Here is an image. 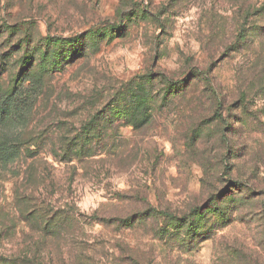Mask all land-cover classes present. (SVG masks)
Instances as JSON below:
<instances>
[{"label": "rangeland", "instance_id": "1", "mask_svg": "<svg viewBox=\"0 0 264 264\" xmlns=\"http://www.w3.org/2000/svg\"><path fill=\"white\" fill-rule=\"evenodd\" d=\"M0 264H264V0H0Z\"/></svg>", "mask_w": 264, "mask_h": 264}, {"label": "trees", "instance_id": "2", "mask_svg": "<svg viewBox=\"0 0 264 264\" xmlns=\"http://www.w3.org/2000/svg\"><path fill=\"white\" fill-rule=\"evenodd\" d=\"M5 103H6V102H5ZM97 133H98V134L101 133V130L98 129ZM98 134H97V135H98ZM86 137H89V136H86ZM67 152L69 153V155H72V152H70L69 150H66V153H67ZM88 152H89L88 150H85L83 147H80L79 150H77L75 153H76V155H77L78 157H80V156H84V155L87 156V155H88ZM91 153H92V155H93L94 152L92 151ZM14 156H16V154H15ZM88 156H90V155H88Z\"/></svg>", "mask_w": 264, "mask_h": 264}]
</instances>
